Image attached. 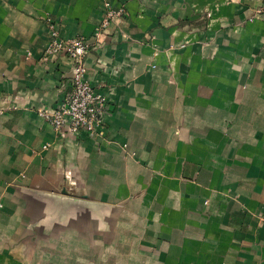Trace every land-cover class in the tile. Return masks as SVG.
Here are the masks:
<instances>
[{"label": "crops", "instance_id": "obj_1", "mask_svg": "<svg viewBox=\"0 0 264 264\" xmlns=\"http://www.w3.org/2000/svg\"><path fill=\"white\" fill-rule=\"evenodd\" d=\"M104 1L0 0V264H264V0H134L96 38ZM49 21L90 43L92 137L37 116L70 90Z\"/></svg>", "mask_w": 264, "mask_h": 264}, {"label": "built area", "instance_id": "obj_2", "mask_svg": "<svg viewBox=\"0 0 264 264\" xmlns=\"http://www.w3.org/2000/svg\"><path fill=\"white\" fill-rule=\"evenodd\" d=\"M131 1L134 0H123L116 7L109 0L103 2L105 16L94 34L96 38H99L105 28L115 20L125 16L126 4ZM261 10L264 12V6ZM48 32L50 41L45 47L44 57L66 56L71 60L70 90L55 108H37V116L59 132L77 135L82 131L92 137L96 135L101 125L106 108V97L95 90L86 78L84 60L90 49V43L83 36L63 39L52 21L48 22Z\"/></svg>", "mask_w": 264, "mask_h": 264}]
</instances>
